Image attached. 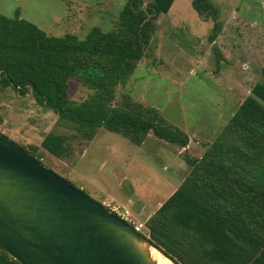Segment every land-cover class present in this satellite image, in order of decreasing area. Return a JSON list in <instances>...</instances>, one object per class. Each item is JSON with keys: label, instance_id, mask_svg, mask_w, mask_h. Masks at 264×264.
<instances>
[{"label": "trees", "instance_id": "16d2710c", "mask_svg": "<svg viewBox=\"0 0 264 264\" xmlns=\"http://www.w3.org/2000/svg\"><path fill=\"white\" fill-rule=\"evenodd\" d=\"M175 1L127 0L112 30L97 26L85 39L49 34L18 11L13 18L0 13V90L31 95L87 141L107 130L141 146L152 132L186 148L189 136L156 109L128 95L116 103L118 87L149 55L158 21ZM192 7L213 23L214 43L223 30L219 8L212 0H193ZM72 79L91 91L85 100L70 99ZM66 142L48 134L40 147H21L42 162L41 149L63 158ZM186 159L188 176L146 221L150 242L176 264H264V69L223 134L201 158ZM0 264L20 263L0 251Z\"/></svg>", "mask_w": 264, "mask_h": 264}, {"label": "rangeland", "instance_id": "374dc122", "mask_svg": "<svg viewBox=\"0 0 264 264\" xmlns=\"http://www.w3.org/2000/svg\"><path fill=\"white\" fill-rule=\"evenodd\" d=\"M212 1L223 24L214 43L208 39L213 23L198 16L193 0H176L158 21L149 55L117 89L116 103L128 95L183 130L190 138L186 148L152 132L141 146L107 130L87 141L31 95L22 97L12 89L0 90V133L26 148L40 147L48 134L66 137L68 154L58 158L41 149L42 163L98 203L128 209L145 225L147 215L135 214L129 200L136 206L147 204L149 213L157 211L188 176L186 157L203 156L262 79L264 0ZM126 2L0 0V13L13 18L18 11L49 34L73 33L85 39L94 27L112 30ZM69 91L75 102L91 93L77 79L69 81Z\"/></svg>", "mask_w": 264, "mask_h": 264}, {"label": "water", "instance_id": "95a60500", "mask_svg": "<svg viewBox=\"0 0 264 264\" xmlns=\"http://www.w3.org/2000/svg\"><path fill=\"white\" fill-rule=\"evenodd\" d=\"M152 249L149 239L0 133V251L20 264H157Z\"/></svg>", "mask_w": 264, "mask_h": 264}, {"label": "built area", "instance_id": "2783aa9c", "mask_svg": "<svg viewBox=\"0 0 264 264\" xmlns=\"http://www.w3.org/2000/svg\"><path fill=\"white\" fill-rule=\"evenodd\" d=\"M104 206L108 208L111 212H113L115 215L120 217L123 221H125L127 224L131 225L135 231L138 233L148 237V229L146 225L138 223L136 219H133L132 213L128 209H121L118 206L111 205L110 203L106 202L104 203Z\"/></svg>", "mask_w": 264, "mask_h": 264}, {"label": "crops", "instance_id": "0c3cea01", "mask_svg": "<svg viewBox=\"0 0 264 264\" xmlns=\"http://www.w3.org/2000/svg\"><path fill=\"white\" fill-rule=\"evenodd\" d=\"M81 189H83V188L81 187ZM106 202H109V201H105L104 203H106ZM129 203L133 206V210H134L135 214H136V211L135 210L141 212L139 214V217H141L142 214H144V213L147 215L146 218H145V221H147L156 212V211H154V212L151 211L149 213V208L147 210V204L142 203L139 206H136L137 204L135 203V201L134 200H131V199L129 200ZM139 207H141V209ZM160 207H158L157 209H159Z\"/></svg>", "mask_w": 264, "mask_h": 264}, {"label": "bare ground", "instance_id": "6f19581e", "mask_svg": "<svg viewBox=\"0 0 264 264\" xmlns=\"http://www.w3.org/2000/svg\"><path fill=\"white\" fill-rule=\"evenodd\" d=\"M151 255L153 260L157 264H173L168 258L164 257L163 254H161L158 250L152 249L151 250Z\"/></svg>", "mask_w": 264, "mask_h": 264}, {"label": "clouds", "instance_id": "9594fccd", "mask_svg": "<svg viewBox=\"0 0 264 264\" xmlns=\"http://www.w3.org/2000/svg\"><path fill=\"white\" fill-rule=\"evenodd\" d=\"M104 205V204H103ZM108 209V208H107ZM113 213V212H112ZM117 216V215H116ZM120 218V217H119ZM121 219V218H120ZM125 222V221H124ZM146 225V224H145ZM131 226V225H130ZM132 227V226H131ZM134 229V228H133ZM137 232V231H136ZM142 235V234H141ZM144 236V235H143ZM146 237V236H144ZM147 239H149L148 237H146Z\"/></svg>", "mask_w": 264, "mask_h": 264}]
</instances>
